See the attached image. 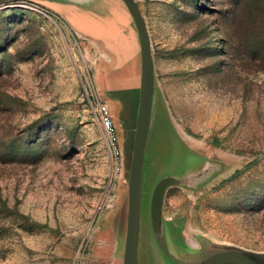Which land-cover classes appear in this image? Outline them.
<instances>
[{
    "label": "rangeland",
    "instance_id": "obj_1",
    "mask_svg": "<svg viewBox=\"0 0 264 264\" xmlns=\"http://www.w3.org/2000/svg\"><path fill=\"white\" fill-rule=\"evenodd\" d=\"M138 1L180 136L160 102L142 232L154 186L196 157L187 172H204L206 183L171 189L167 219L189 248L203 236L264 252V0ZM59 3L0 4V264H119L127 166L111 155L94 108L96 98L109 105L129 154L134 104L107 92L117 53L73 26L101 37L97 17L66 16ZM98 3L99 16L121 5ZM129 85L119 97H137Z\"/></svg>",
    "mask_w": 264,
    "mask_h": 264
},
{
    "label": "water",
    "instance_id": "obj_2",
    "mask_svg": "<svg viewBox=\"0 0 264 264\" xmlns=\"http://www.w3.org/2000/svg\"><path fill=\"white\" fill-rule=\"evenodd\" d=\"M37 1L63 2L58 5L61 11L63 10L62 13L67 16L68 11L78 12V16L87 23L91 22L94 16L97 17L94 19L100 22L99 29L103 35L101 37L95 38L89 35V30L82 31L76 25L73 24V26L82 34L102 42L109 50L117 53L119 68L115 69L116 72H107L104 83L109 95H114L117 100L124 99L127 103L133 102L134 104L135 120L130 155L128 152L125 154V150L122 148L123 169L127 166V211L117 262L119 264H146L150 258L152 264H264V252L215 243L203 236L197 239L199 247L189 248L184 242L181 225H178L177 221L173 222L172 219L170 221L165 216L166 197L171 189L188 187L194 183L201 186L206 183L204 172L197 175L187 172L197 164L196 157H190L188 160L190 164L186 161L187 164H183V169L162 177L154 186L148 214L145 218V231L142 232L146 149L150 132L157 122V107L160 102L166 108L170 127L174 132L176 130L165 102L159 94L153 42L139 1L117 0L121 5H116L114 8L109 5L112 4L111 2L108 4L111 8L109 16H99L95 12L96 10L100 11V5H103V3L91 4L96 0L88 2L0 0V4ZM131 81L134 82V85H129V87L135 89L137 97L130 95L125 98L119 97L118 94L122 93L120 86ZM195 178H197L196 182Z\"/></svg>",
    "mask_w": 264,
    "mask_h": 264
},
{
    "label": "built area",
    "instance_id": "obj_3",
    "mask_svg": "<svg viewBox=\"0 0 264 264\" xmlns=\"http://www.w3.org/2000/svg\"><path fill=\"white\" fill-rule=\"evenodd\" d=\"M96 117L106 138L107 146L112 156L118 160L122 158V150L119 143V132L114 122L109 105L100 98L95 99ZM120 163V162H118Z\"/></svg>",
    "mask_w": 264,
    "mask_h": 264
},
{
    "label": "bare ground",
    "instance_id": "obj_4",
    "mask_svg": "<svg viewBox=\"0 0 264 264\" xmlns=\"http://www.w3.org/2000/svg\"><path fill=\"white\" fill-rule=\"evenodd\" d=\"M78 2H88L89 0H76Z\"/></svg>",
    "mask_w": 264,
    "mask_h": 264
},
{
    "label": "crops",
    "instance_id": "obj_5",
    "mask_svg": "<svg viewBox=\"0 0 264 264\" xmlns=\"http://www.w3.org/2000/svg\"><path fill=\"white\" fill-rule=\"evenodd\" d=\"M133 42V44L135 45V47H136V43L134 42V40L132 41Z\"/></svg>",
    "mask_w": 264,
    "mask_h": 264
}]
</instances>
